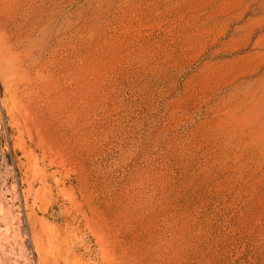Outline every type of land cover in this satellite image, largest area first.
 Returning a JSON list of instances; mask_svg holds the SVG:
<instances>
[{"label": "rangeland", "instance_id": "374dc122", "mask_svg": "<svg viewBox=\"0 0 264 264\" xmlns=\"http://www.w3.org/2000/svg\"><path fill=\"white\" fill-rule=\"evenodd\" d=\"M0 264H264V0H0Z\"/></svg>", "mask_w": 264, "mask_h": 264}]
</instances>
